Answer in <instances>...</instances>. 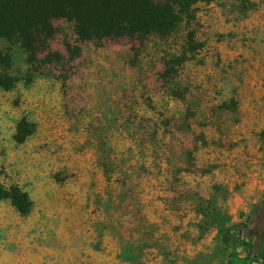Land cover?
<instances>
[{
    "label": "rangeland",
    "instance_id": "374dc122",
    "mask_svg": "<svg viewBox=\"0 0 264 264\" xmlns=\"http://www.w3.org/2000/svg\"><path fill=\"white\" fill-rule=\"evenodd\" d=\"M194 7L199 49L173 79L155 57L130 67L127 40L99 47L65 20L51 49L76 54L68 80L30 74L0 39L21 77L0 87V182L32 200L22 214L0 198V264H263L264 0ZM130 106L161 125L112 123Z\"/></svg>",
    "mask_w": 264,
    "mask_h": 264
},
{
    "label": "trees",
    "instance_id": "16d2710c",
    "mask_svg": "<svg viewBox=\"0 0 264 264\" xmlns=\"http://www.w3.org/2000/svg\"><path fill=\"white\" fill-rule=\"evenodd\" d=\"M195 2L196 0H0V39H5L10 46L18 45L24 50L32 69L30 74L40 71L45 65L49 66V75L68 80L69 75L65 73L69 69L67 63L76 54L67 59L51 49V41L59 32L58 22L65 20L73 24L79 40L91 41L99 47L107 41L127 40L131 44L130 67L136 68L141 64L142 56L155 57L161 59L165 67L161 77L173 79L181 66L199 49L192 29V23L196 20ZM153 40L155 42L152 45ZM69 49L73 53L77 52V55L81 53L78 46L69 45ZM42 55H46L44 59ZM137 73L138 77H145L143 66ZM20 80L21 77L13 72V56L9 47L0 46V87L13 88ZM130 84L135 85V81L129 79L124 99L135 104L137 92ZM121 119L129 129L139 125L144 131L151 127L157 130L161 125L156 116L139 114L133 106L114 113L112 123ZM117 130L114 126L111 138L116 139ZM26 135L19 133L17 138L22 142ZM101 166L105 167L106 164L102 163ZM0 198L9 199L22 214H27L32 209L29 193L20 186L6 187L0 182ZM244 227L246 225H235L230 230L240 236ZM258 256L264 259V248Z\"/></svg>",
    "mask_w": 264,
    "mask_h": 264
}]
</instances>
